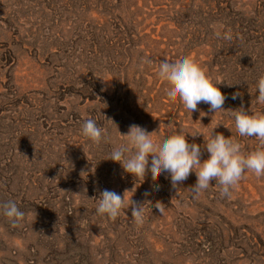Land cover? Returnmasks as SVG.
Masks as SVG:
<instances>
[{"label":"rangeland","instance_id":"374dc122","mask_svg":"<svg viewBox=\"0 0 264 264\" xmlns=\"http://www.w3.org/2000/svg\"><path fill=\"white\" fill-rule=\"evenodd\" d=\"M178 55L219 83L223 110L191 113L167 94L159 65ZM261 76L264 0H0V205L25 213L13 226L0 209V264H264V176L197 196L195 172L173 187L109 159L131 125L155 139L185 133L202 160L212 133L245 155L264 148L231 116L241 105L264 114ZM88 119L100 144L82 135ZM105 189L140 203L143 222L127 205L97 215Z\"/></svg>","mask_w":264,"mask_h":264},{"label":"clouds","instance_id":"9594fccd","mask_svg":"<svg viewBox=\"0 0 264 264\" xmlns=\"http://www.w3.org/2000/svg\"><path fill=\"white\" fill-rule=\"evenodd\" d=\"M217 37L222 33L217 31ZM224 39H230L223 34ZM159 76L170 85L168 95L179 97L186 110L191 113L198 110V104L209 105L210 111L216 113L223 110L226 96L195 61L186 55H178L173 61H161ZM257 103L264 104V76L256 84ZM240 93H234L235 100ZM235 128L241 137H255L264 142V114H249L243 105L232 110ZM121 134V133H120ZM82 135L94 144L106 139L104 131L93 119L86 120L82 125ZM126 142L113 147L109 159L121 164L123 170L135 178L167 174L173 187L185 181L190 173L195 172L197 180L191 190L197 196L208 189L210 184L218 183L222 187L221 194L229 196L230 190L238 184L246 171L257 177L264 176V148L247 155L241 152V145L223 134L216 133L206 141L204 148L207 159H201L202 148L196 143H189L186 134L177 132L162 139H155L152 132L139 125H131L126 135ZM158 189V185L156 186ZM131 206V216L137 224L143 222L145 209L140 203L125 200V193L103 190L99 194L97 215L115 219L125 206ZM2 215L15 226L24 219L25 213L15 203L0 205Z\"/></svg>","mask_w":264,"mask_h":264}]
</instances>
